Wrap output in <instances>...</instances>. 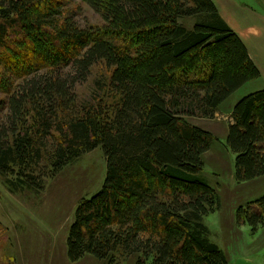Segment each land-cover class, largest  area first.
<instances>
[{
    "label": "trees",
    "instance_id": "obj_1",
    "mask_svg": "<svg viewBox=\"0 0 264 264\" xmlns=\"http://www.w3.org/2000/svg\"><path fill=\"white\" fill-rule=\"evenodd\" d=\"M101 20L81 27L60 0H0V176L15 192L100 147L105 177L78 202L66 256L113 264H227L204 218L219 209L202 176L213 119L260 78L212 0H78ZM110 70L91 103L75 87ZM225 143L234 179L264 177V88L231 109ZM42 165V166H40ZM238 225L264 227V195L239 206Z\"/></svg>",
    "mask_w": 264,
    "mask_h": 264
},
{
    "label": "rangeland",
    "instance_id": "obj_2",
    "mask_svg": "<svg viewBox=\"0 0 264 264\" xmlns=\"http://www.w3.org/2000/svg\"><path fill=\"white\" fill-rule=\"evenodd\" d=\"M60 1L65 14L72 16L79 26L101 27V18L86 4L78 0ZM233 1L239 7L264 15V0ZM109 71L104 65L93 67L89 78L75 87L78 104L91 103L97 98L96 89L105 87ZM263 87L259 79L251 81L233 93L213 119H188L215 138L203 156L202 176L216 190L219 209L205 217L204 224L211 241L224 252L227 264H264V227L253 231L248 225H238L235 218L239 206L264 195V177L237 183L235 155L225 143L232 107L242 97ZM105 167L98 147L52 179H46L42 192L26 188L14 192L0 176V264H105L90 256L72 263L67 259L65 245L78 202L100 190ZM133 261L116 254L113 264H133Z\"/></svg>",
    "mask_w": 264,
    "mask_h": 264
},
{
    "label": "crops",
    "instance_id": "obj_3",
    "mask_svg": "<svg viewBox=\"0 0 264 264\" xmlns=\"http://www.w3.org/2000/svg\"><path fill=\"white\" fill-rule=\"evenodd\" d=\"M226 24L242 40L250 58L260 72L264 85V15L247 7L237 6L233 0H212ZM264 88V87H263Z\"/></svg>",
    "mask_w": 264,
    "mask_h": 264
}]
</instances>
